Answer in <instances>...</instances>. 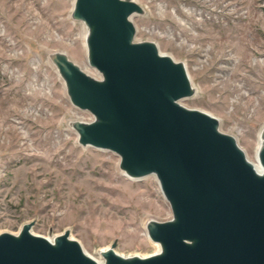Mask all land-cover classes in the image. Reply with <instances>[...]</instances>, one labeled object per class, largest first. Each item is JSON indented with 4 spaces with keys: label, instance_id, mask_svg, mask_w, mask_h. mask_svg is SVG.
<instances>
[{
    "label": "rangeland",
    "instance_id": "374dc122",
    "mask_svg": "<svg viewBox=\"0 0 264 264\" xmlns=\"http://www.w3.org/2000/svg\"><path fill=\"white\" fill-rule=\"evenodd\" d=\"M134 41L183 64L187 108L217 119L246 159L264 125V0H134ZM73 0H0V232L51 239L64 230L94 260L114 242L122 256L156 246L147 220L170 210L153 175L129 178L111 151L81 146L70 127L91 115L70 104L48 55L63 52L93 78Z\"/></svg>",
    "mask_w": 264,
    "mask_h": 264
},
{
    "label": "water",
    "instance_id": "95a60500",
    "mask_svg": "<svg viewBox=\"0 0 264 264\" xmlns=\"http://www.w3.org/2000/svg\"><path fill=\"white\" fill-rule=\"evenodd\" d=\"M134 0H73L70 16L86 33V63L93 78L61 51L48 57L70 104L91 120L70 127L81 146L108 150L129 178L153 175L170 217L147 220L158 250L122 256L114 242L97 262L68 231L50 240L23 223L0 232V264H264V125L256 166L217 119L184 107L192 94L182 63L150 41H134Z\"/></svg>",
    "mask_w": 264,
    "mask_h": 264
},
{
    "label": "bare ground",
    "instance_id": "6f19581e",
    "mask_svg": "<svg viewBox=\"0 0 264 264\" xmlns=\"http://www.w3.org/2000/svg\"><path fill=\"white\" fill-rule=\"evenodd\" d=\"M85 33L86 32H84V35H85ZM84 37V36H83ZM260 140H261V138H260V135H259V142H258V145L260 144ZM258 145H257V147H258ZM256 152H257V150H256ZM256 152H255V157H256ZM256 159V158H255ZM255 166H256V163L254 164ZM73 239V238H72ZM50 240V239H49ZM153 244L156 246V250L155 251H157L158 250V245L156 244V243H154L153 242ZM116 251V250H115ZM154 251V252H155ZM151 254V253H150ZM123 255V254H122ZM125 256V255H124ZM93 257V256H92ZM98 263H99V260H96Z\"/></svg>",
    "mask_w": 264,
    "mask_h": 264
}]
</instances>
